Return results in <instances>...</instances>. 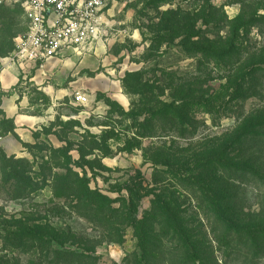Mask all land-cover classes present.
Masks as SVG:
<instances>
[{
    "label": "rangeland",
    "instance_id": "rangeland-1",
    "mask_svg": "<svg viewBox=\"0 0 264 264\" xmlns=\"http://www.w3.org/2000/svg\"><path fill=\"white\" fill-rule=\"evenodd\" d=\"M105 2L102 37L92 51L68 52L50 71L36 73L34 70L22 74L10 90L9 94L16 93L25 99L29 113L47 114L44 124L24 135L16 133L11 120H7L0 110V136H8L6 143L0 141L2 263L7 258L11 264H20L18 261L29 264L30 256L9 247L3 238L5 228L18 226L15 221L34 226L42 217L54 226L69 224L83 231L87 228L89 233L93 231L96 241L100 239L99 233L91 228L93 225L73 219L76 215L69 208L65 209L67 216L59 220L51 187L30 195L26 204L13 200L18 196L15 180L10 179L15 167L32 172L33 181L39 182L43 167L53 166L52 172L63 173L55 167L69 165L79 174H85L93 188L101 189L112 198L118 196V191L123 189L126 193L125 189L132 188L143 197L139 202L138 218L151 208L153 196L148 194L156 186L155 172L158 171L169 190L189 197L184 199L185 216L188 221H193L192 226L198 225L195 203L188 206L191 190L179 185L178 178L182 176L176 170L180 171V168L173 165L175 175L162 174L160 171L167 169V161L160 159L155 164L154 155L167 152L169 148L177 158L183 159L187 149L193 152L202 138L219 136L235 124V118L207 113L200 108L195 111L194 125L188 126V132L179 137L182 129L164 117L162 110L169 103L185 96L187 99L194 97L196 89L192 88L199 79L208 82L204 85L208 98L212 99L216 91L221 97L226 95L225 79H220L222 73L214 71V64L207 65L196 55L194 40L183 42L187 23L191 27L188 32L192 34L203 28L200 15L208 4L223 8L229 19L238 16L245 4L254 6V13L263 14L264 0ZM26 30L21 5L0 0V60L11 53ZM260 32L264 33V30L259 27L251 30L250 46L262 41ZM259 90L264 96V84ZM78 93L84 94L88 102L78 103L75 99ZM118 97L123 98V103ZM260 100L248 99L246 110L257 106ZM241 194L245 196L247 214L264 216V185L244 184ZM244 217L248 219L249 216ZM31 218L35 220L28 221ZM96 244L98 264H136L135 258L141 257L132 229L127 231L123 243L103 241ZM216 255L219 264H225L224 260H228V264H243L237 257L227 259L219 252ZM250 264H264V255Z\"/></svg>",
    "mask_w": 264,
    "mask_h": 264
},
{
    "label": "trees",
    "instance_id": "trees-1",
    "mask_svg": "<svg viewBox=\"0 0 264 264\" xmlns=\"http://www.w3.org/2000/svg\"><path fill=\"white\" fill-rule=\"evenodd\" d=\"M253 8L245 4L238 16L229 19L223 8L208 4L200 15L203 28L192 34L187 23L183 42L194 40L196 55L222 73L226 95L221 97L216 91L212 99L208 98L204 87L208 82L199 79L192 88L196 89L193 98L185 96L162 110L165 118L182 129L179 137L194 125L195 111L200 108L235 118V124L219 136L202 138L193 152L187 149L183 159L169 148L154 155L155 164L160 159L167 161V169L160 173L175 175L173 165L180 168L176 170L182 176L178 178L179 185L191 190L188 206L195 203L197 226H192L193 221L185 216L186 195L169 190L158 171L156 186L148 194L153 196L151 208L138 218L143 197L132 188L125 189L126 193L122 189L112 198L93 188L85 174L69 165L55 167L63 173L52 172L53 166L43 167L39 182L33 181L32 172L15 167L10 179L15 180L18 196L13 200L26 204L30 195L51 187L52 202L58 201L54 209L59 220L67 216L65 209L69 208L76 215L72 218L92 224L100 239L96 241L93 231L89 233L87 228L83 231L69 224L54 226L40 217L34 226L15 221L18 226L5 228L3 238L9 247L29 255V264H98L96 243H123L132 229L141 250L136 264H219L217 252L227 259L237 257L243 264H250L263 256L264 216L247 214L245 196L241 194L244 184L264 185V96L259 90L264 84V33L260 32L262 41L257 45L249 44L254 27L264 30V13H254ZM250 98L261 100L246 110ZM11 124L14 128L12 121ZM0 264L11 261L5 258Z\"/></svg>",
    "mask_w": 264,
    "mask_h": 264
},
{
    "label": "built area",
    "instance_id": "built-area-1",
    "mask_svg": "<svg viewBox=\"0 0 264 264\" xmlns=\"http://www.w3.org/2000/svg\"><path fill=\"white\" fill-rule=\"evenodd\" d=\"M24 10L27 30L11 53L0 60L3 69L42 68L66 51L87 53L102 37L105 0H11ZM78 103L88 102L81 93Z\"/></svg>",
    "mask_w": 264,
    "mask_h": 264
},
{
    "label": "crops",
    "instance_id": "crops-1",
    "mask_svg": "<svg viewBox=\"0 0 264 264\" xmlns=\"http://www.w3.org/2000/svg\"><path fill=\"white\" fill-rule=\"evenodd\" d=\"M68 52L75 53L77 51H66L62 56ZM62 56L51 59L46 64H44L42 68L38 67L31 70L24 68L3 69V71L0 72V110L3 112V116L7 120L12 121L16 133H21L24 135L26 131L40 128L46 121L48 115L29 113L26 110L25 99L20 98L16 93L9 94L10 90L20 80L22 74L30 73L34 70L36 73L50 71L54 66H56V64L58 65V62L63 61ZM117 99L122 103L124 101L123 98L120 97ZM49 111L52 112V109ZM7 139L8 136H0V141L3 143H6Z\"/></svg>",
    "mask_w": 264,
    "mask_h": 264
}]
</instances>
